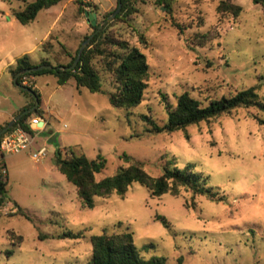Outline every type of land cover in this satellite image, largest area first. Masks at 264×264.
Segmentation results:
<instances>
[{
    "label": "rangeland",
    "instance_id": "1",
    "mask_svg": "<svg viewBox=\"0 0 264 264\" xmlns=\"http://www.w3.org/2000/svg\"><path fill=\"white\" fill-rule=\"evenodd\" d=\"M33 1L0 0V82L9 62L25 53L34 59L44 56L47 48L41 44L60 27H51L57 13L65 6L63 18L68 19L77 8L76 1L64 0L40 11L33 22L20 24L13 12ZM81 1L102 26L121 11L108 19L118 0ZM231 1L242 7L238 17L218 14L220 0H176L170 10L154 0H129L135 11L126 21L109 23L106 34L138 46L146 56L148 86L135 108H116L106 94L75 90L73 80L59 87L52 75L35 77L39 107L52 117L41 132H31L35 144L29 150L4 155L8 184L0 207V264H88L91 237L104 229L131 233L142 258L158 257L164 264H179V259L182 264H264V112L240 108L174 133H154L141 119L147 115L165 124L167 105L174 106L184 92L205 104L255 86L264 99V7L252 0ZM82 17L78 12L77 18ZM92 32L88 23L85 35ZM140 33L148 39L145 48L138 42ZM51 41L49 58L67 63ZM97 66L103 89L112 91L109 74L100 62ZM41 147L46 155L34 161L31 153ZM69 149L89 159L105 158L96 180L125 166L124 154L142 161L154 177L167 162L178 168L193 165L226 201L192 197L185 189L177 196L152 198L144 186L133 183L124 197H97L93 209L84 208L75 186L55 166L56 152L69 156ZM15 203L29 218L10 215ZM10 231L22 237L20 244ZM66 232L83 236L57 237Z\"/></svg>",
    "mask_w": 264,
    "mask_h": 264
},
{
    "label": "trees",
    "instance_id": "2",
    "mask_svg": "<svg viewBox=\"0 0 264 264\" xmlns=\"http://www.w3.org/2000/svg\"><path fill=\"white\" fill-rule=\"evenodd\" d=\"M62 0H35L28 3L23 9L14 11L13 16L22 25L33 22L37 14L49 9ZM78 5V12L82 14L85 10L82 8L84 3L81 0H75ZM159 6L170 10L176 0H154ZM254 4L264 7V0H252ZM121 3L120 13L104 26L97 24L90 27L96 31L87 48L83 51L81 58L73 70H61V66H70L76 58L79 47L70 52L62 43L59 44L62 53L69 57L65 64L53 63L49 58V49H52L53 42L47 40L41 44L46 46L47 50L42 51L48 55L47 58L39 62H32L28 54L17 58L14 66L8 68L12 78L23 70L33 68L42 64H50L52 69H42L36 72L23 74L18 77L17 82L21 84L23 77H37L40 75H53L58 85H65L73 79L76 88H86L91 93H103L108 96L111 106L116 108L132 109L139 106L143 100L144 92L148 86L149 66L146 56L138 46L131 45L128 41L117 38L114 35L106 34L109 23L115 20L126 21L129 15L135 10L130 7L129 0H118ZM216 11L218 14H229L238 17L242 12V7L233 3L231 0H220ZM89 35H84L85 40ZM138 42L144 48L148 44V39L144 33L138 35ZM98 59V62H94ZM104 68L111 79L113 86L112 91L104 90L99 72L98 63ZM31 88L40 103V95ZM30 98V103L21 108L16 115L26 109L31 108L35 100L27 92H23ZM258 108L264 112V99L260 98L258 88L255 86L237 91L230 96H221L219 98H209L204 104L202 101L195 99L184 92L176 98L174 106L167 105V120L165 124L158 125L150 116L142 115L141 119L150 125V131L154 133H174L177 131L185 132L192 125H198L202 122H209L218 119L223 115L231 114L240 108ZM34 113H40L39 105L36 109L24 115L19 121L6 132L20 126L31 132L27 125V119ZM264 124V120L260 121ZM7 124L0 126L2 130ZM4 135V134H3ZM0 136V142L3 138ZM186 139L188 135L186 134ZM70 150L68 156L66 152L60 150L55 155V166L65 178L75 186L77 197L82 207L93 209L95 207V198H108L113 194L124 197L133 183L144 186L150 196L160 197L163 194L179 195L182 189L191 193L192 197L204 196L208 200L216 203L225 202L226 196L221 193L217 187L209 186L207 178L203 177L200 172H195L193 165H187L184 168H178L172 162H167L161 166L162 172L159 176H151L144 168V163L128 155H122L121 159L126 164L120 166L111 176L101 180H96V174L102 172L105 168V158L98 154L95 159H89L83 154H75ZM4 155L0 154V207L5 204L7 194L8 177L3 173L5 170ZM15 211L10 215H22L29 218L24 210L14 204ZM166 226L167 220L164 217L157 216ZM16 244L22 242V237L10 231ZM83 236L82 232H66L57 236L58 238L78 239ZM88 264H164L163 259L152 257L144 259L140 256L139 251L134 245L132 234L129 232H108L103 230L101 234L91 237V257ZM182 264V259H179Z\"/></svg>",
    "mask_w": 264,
    "mask_h": 264
},
{
    "label": "crops",
    "instance_id": "3",
    "mask_svg": "<svg viewBox=\"0 0 264 264\" xmlns=\"http://www.w3.org/2000/svg\"><path fill=\"white\" fill-rule=\"evenodd\" d=\"M63 1L64 0H62L60 2H63ZM68 1L73 3V1H75V0H68ZM64 11H65V6L63 8H61V10L57 13V15L55 16L53 23L51 25V27L53 29H55V27L58 24H60V27H59V29H57V32H56L57 34L56 33L53 34L52 32L49 33L48 39H51L55 42L56 49H58V48L60 49V46H59V44H57V42L62 43L60 41L61 39L70 42L71 45L69 47L65 46V44H63V43L62 44L70 52H72L71 49L75 48V46L78 43V41L80 40V38H82L86 34V25L89 22L85 18L84 12H83L82 18H79V19L77 18L78 5H77V8H76L74 14L72 15V17H70L68 19L63 18L64 17L63 16ZM25 54H27V53H25ZM43 54H44V56L39 57L38 59H34L31 56H30V58H31L32 62L37 63L41 59L48 57V55L46 53L43 52ZM62 55L69 61V57L67 55H65L64 53H62ZM16 59H15V61H16ZM15 61L9 62L7 64V67H6L7 74L4 76L2 82H0V126L10 122L16 116V114L18 113V111L21 108H23L28 103H30V98L27 95H25L24 93H22L21 92L22 90H20L19 88H17L14 85L13 78L11 77V75L8 71L9 67L14 66ZM71 80H73V79H71ZM71 80H69L68 83H71ZM68 83H66L65 85H61V86L59 85V87H65ZM35 85H36V83H35V78H34L33 79V87H35ZM74 89L78 90L76 88L75 81H74ZM15 97H17L18 100H17V102L14 103L13 99ZM39 111H40L39 114L38 113L32 114L31 117H29L26 122H29V120L33 117H39V118H42L45 121V125H47V120H49V118L52 117L51 114L46 113L45 111L40 109V107H39ZM45 125H44V127H45ZM34 144H35V141H34L33 145Z\"/></svg>",
    "mask_w": 264,
    "mask_h": 264
},
{
    "label": "built area",
    "instance_id": "4",
    "mask_svg": "<svg viewBox=\"0 0 264 264\" xmlns=\"http://www.w3.org/2000/svg\"><path fill=\"white\" fill-rule=\"evenodd\" d=\"M31 78L23 77L21 85L26 87H30L31 85H33V80ZM40 123L41 125H39ZM27 125L29 126L31 132H41L44 128L45 121L42 118L33 117L29 120V122H27ZM31 132L18 126L10 132L5 133L0 142V154H19L21 152L29 150L33 146V143L35 141ZM45 155V147L38 148L31 153V157L34 161H39Z\"/></svg>",
    "mask_w": 264,
    "mask_h": 264
},
{
    "label": "water",
    "instance_id": "5",
    "mask_svg": "<svg viewBox=\"0 0 264 264\" xmlns=\"http://www.w3.org/2000/svg\"><path fill=\"white\" fill-rule=\"evenodd\" d=\"M121 7H122V5H121V3H119L118 7L116 8V10L114 12H112V14L108 17V19H111L112 17H115L118 14V12L120 11ZM84 16L87 19V21L91 24V26H93V27L96 26V24H97V20H96L97 19V14L95 12L86 11V12H84ZM102 25H103V23L100 24V27H102ZM95 33H96V31H93L85 40H83V42L79 46L76 58L73 61V63L70 66H61V67H59L61 70H73L76 67V65L78 64V62H79V60L81 58V55H82L83 51L87 48V46L89 45L91 39L94 37ZM52 68H53V66L50 65V64H42V65L35 66L33 68H30V69L23 70V71L19 72L15 78H13L14 85L17 88H19L20 90H22L23 92H27L28 94H30L34 98L35 103H34V105L31 108L26 109L23 112L19 113L10 122H8L7 125L2 130H0V136L5 134L14 125V123L19 121L24 115L33 112L36 109V107L39 105V101H38V99L36 97L35 92L31 88L19 84L17 82L18 77L23 75V74L36 72V71H39V70H42V69H52ZM39 125H41V123ZM52 141H55V138H52V139L49 140V142H52Z\"/></svg>",
    "mask_w": 264,
    "mask_h": 264
}]
</instances>
